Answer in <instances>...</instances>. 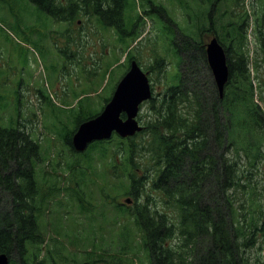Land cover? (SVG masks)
<instances>
[{"label": "rangeland", "instance_id": "374dc122", "mask_svg": "<svg viewBox=\"0 0 264 264\" xmlns=\"http://www.w3.org/2000/svg\"><path fill=\"white\" fill-rule=\"evenodd\" d=\"M136 1L139 6L130 15L138 13L142 17L136 21L135 33L127 36L129 48H123L116 30L104 29L94 16L89 20L81 14L70 24L54 19L30 0H0V126H9L10 118L20 119L33 133L41 145L36 165L38 185L44 192L54 191L43 201L39 216L45 237L40 256L46 258L44 264H150L136 223L127 218L116 221L115 216L118 210L114 200L134 198L123 193L121 180L112 169L116 153L119 152L118 163L125 154L117 147L119 138H128L114 134L105 140L101 148L107 149V157H100V150L92 146L77 153L69 144L78 116L92 109L98 114L103 109L128 70L130 54L149 71L152 98H162L166 88L178 82L179 74L177 57L164 32L165 22L178 31L193 24V15L199 12L200 5L206 7L202 8L205 12L210 9L205 0ZM186 4H190L189 9ZM159 5L169 17L157 11ZM229 10L219 18V29L233 14L248 13L244 51L253 81L259 86L256 101L264 113V62L256 25L264 14V0H230ZM158 56L165 59L164 70H149ZM152 98L141 105L137 115L143 126L155 114ZM233 137L230 156L237 163L240 185L233 187L231 198L237 213L249 220L260 205L264 206V133L250 134L237 126ZM131 138L141 142L148 135L143 129ZM252 142L259 143L260 149ZM138 153L137 160L143 163L148 158L146 152L142 149ZM79 160L76 168L69 167ZM82 170L83 178L79 174ZM144 188L143 196L138 201L134 198L129 205L130 211L137 202L144 204L148 198L153 209L171 220L176 216L177 223V209L166 203L152 184L147 183ZM247 255L250 264H264L261 231ZM11 258L10 264H22L17 254Z\"/></svg>", "mask_w": 264, "mask_h": 264}, {"label": "trees", "instance_id": "16d2710c", "mask_svg": "<svg viewBox=\"0 0 264 264\" xmlns=\"http://www.w3.org/2000/svg\"><path fill=\"white\" fill-rule=\"evenodd\" d=\"M30 1L60 22L72 24L81 14L89 20L94 16L104 29L116 30L123 48H129L127 36L135 33L136 21L142 17L138 13L130 15L139 6L136 0ZM205 1L210 4L209 11L200 5L188 28L176 31L165 22L164 32L177 57L178 82L170 84L162 98H152L155 114L144 126L148 138L141 142L119 138L117 147L125 154L120 163L119 152L113 157V175L120 178L123 193L138 199L150 183L166 203L177 209L176 223L153 209L148 198L144 204L137 202L132 211L128 204L114 200L116 221L133 219L150 264H250L247 254L257 241V232L264 235V206L260 205L248 220V216L237 213L231 198L233 187L240 185L237 163L230 156L236 127L250 134L264 133V113L256 101L259 86L253 81L244 51L248 13L233 14L219 29V18L230 12V0ZM186 5L189 9L190 4ZM157 9L169 17L162 5ZM260 24L264 62V15ZM212 35L219 37L228 55L230 78L223 98L206 55L205 37ZM128 56V64L137 59ZM164 60L156 57L149 70L163 71ZM255 64L259 65L257 60ZM97 111L78 116L77 124ZM104 143L91 144L100 150V157H107V149L101 148ZM252 145L260 149L259 143ZM142 149L148 157L143 163L137 160ZM40 155L39 141L20 119L10 118L9 126H0V252L17 254L22 264H42L45 260L40 257L45 237L39 216L54 191L44 192L38 185L36 165ZM70 165L76 168L79 163ZM108 200L107 195L106 203Z\"/></svg>", "mask_w": 264, "mask_h": 264}, {"label": "water", "instance_id": "95a60500", "mask_svg": "<svg viewBox=\"0 0 264 264\" xmlns=\"http://www.w3.org/2000/svg\"><path fill=\"white\" fill-rule=\"evenodd\" d=\"M206 55L220 97L223 98L230 70L227 51L217 36L207 41ZM152 94L149 72L136 59H132L103 110L76 128L72 137L74 148L84 151L93 141L109 139L114 132L121 137H131L143 130L137 115L141 104L152 98ZM126 202H131V198H127ZM0 264H10L8 253H0Z\"/></svg>", "mask_w": 264, "mask_h": 264}, {"label": "flooded vegetation", "instance_id": "af4514ba", "mask_svg": "<svg viewBox=\"0 0 264 264\" xmlns=\"http://www.w3.org/2000/svg\"><path fill=\"white\" fill-rule=\"evenodd\" d=\"M256 25H257L258 28H259V20H258V19L256 20Z\"/></svg>", "mask_w": 264, "mask_h": 264}]
</instances>
